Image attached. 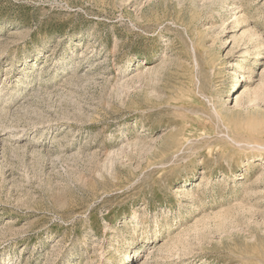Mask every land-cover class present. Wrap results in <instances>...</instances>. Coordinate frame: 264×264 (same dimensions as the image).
<instances>
[{"label": "rangeland", "instance_id": "374dc122", "mask_svg": "<svg viewBox=\"0 0 264 264\" xmlns=\"http://www.w3.org/2000/svg\"><path fill=\"white\" fill-rule=\"evenodd\" d=\"M0 264H264V0H0Z\"/></svg>", "mask_w": 264, "mask_h": 264}, {"label": "bare ground", "instance_id": "6f19581e", "mask_svg": "<svg viewBox=\"0 0 264 264\" xmlns=\"http://www.w3.org/2000/svg\"><path fill=\"white\" fill-rule=\"evenodd\" d=\"M235 83H236V81H234V82H233V83H231V84L235 85Z\"/></svg>", "mask_w": 264, "mask_h": 264}]
</instances>
